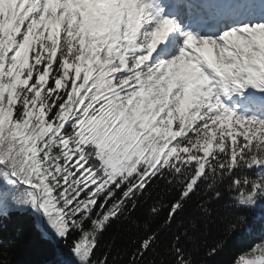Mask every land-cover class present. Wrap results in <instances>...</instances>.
<instances>
[{
    "label": "snow or ice",
    "instance_id": "obj_1",
    "mask_svg": "<svg viewBox=\"0 0 264 264\" xmlns=\"http://www.w3.org/2000/svg\"><path fill=\"white\" fill-rule=\"evenodd\" d=\"M161 184L126 264H194L187 230L160 239L193 197V230L225 192L264 201V0H0V218L114 264L109 228ZM232 264H264V228Z\"/></svg>",
    "mask_w": 264,
    "mask_h": 264
},
{
    "label": "trees",
    "instance_id": "obj_2",
    "mask_svg": "<svg viewBox=\"0 0 264 264\" xmlns=\"http://www.w3.org/2000/svg\"><path fill=\"white\" fill-rule=\"evenodd\" d=\"M158 193H166L165 203L175 195L174 192L167 194V190L161 184L159 189H154L153 199L138 206L133 213V221L114 223L109 228L107 236L114 237L116 241L112 252L116 257L114 264H126L129 238L142 234L148 209ZM198 203L199 198L193 197L177 221L165 229L160 237L161 242H166L173 233L187 230L189 238L184 240L183 245L191 252L194 264H232L237 255L250 247L264 228V201L258 202L252 209H238L233 206L230 194L225 192L221 199L211 204V216L207 220L199 219L198 227L193 230L189 224L193 218L200 215ZM241 213L247 215L248 227L237 234L226 235L227 223ZM166 214L167 208H162L158 216L147 217L148 222L157 229L162 225ZM221 239L225 241L224 247L217 254L207 256L206 251ZM0 253L6 254L0 256V259H6L8 264H67L71 258L63 242L46 236L36 226L30 212H11L8 216L0 218ZM150 258L159 264V256L153 254Z\"/></svg>",
    "mask_w": 264,
    "mask_h": 264
},
{
    "label": "rangeland",
    "instance_id": "obj_3",
    "mask_svg": "<svg viewBox=\"0 0 264 264\" xmlns=\"http://www.w3.org/2000/svg\"><path fill=\"white\" fill-rule=\"evenodd\" d=\"M55 240H57L54 236H52ZM71 259V258H70Z\"/></svg>",
    "mask_w": 264,
    "mask_h": 264
}]
</instances>
